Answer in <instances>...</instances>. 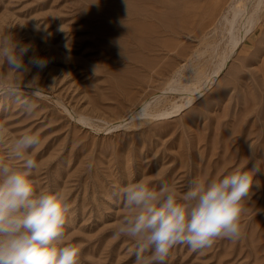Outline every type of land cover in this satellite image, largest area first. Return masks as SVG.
<instances>
[{"label":"rangeland","instance_id":"obj_1","mask_svg":"<svg viewBox=\"0 0 264 264\" xmlns=\"http://www.w3.org/2000/svg\"><path fill=\"white\" fill-rule=\"evenodd\" d=\"M243 1L254 2L0 0V36L11 31L48 60L26 75L0 64V161L22 168L9 150L39 134L24 159L37 162L35 191H61L70 203L62 244L79 250V264H137L135 240L113 235L126 214L114 194L126 185L166 182L180 198L193 178L250 168L249 144L264 167V24L249 48L245 37L231 48L242 18L229 22ZM37 74L33 96L27 81ZM257 179L241 239L196 251L176 244L165 264H264V174Z\"/></svg>","mask_w":264,"mask_h":264},{"label":"clouds","instance_id":"obj_2","mask_svg":"<svg viewBox=\"0 0 264 264\" xmlns=\"http://www.w3.org/2000/svg\"><path fill=\"white\" fill-rule=\"evenodd\" d=\"M33 27L47 31L48 25L37 22ZM59 30L64 31L63 25ZM47 63V58L36 55L31 43H22L11 31L0 36V64L10 71L26 75L30 66L43 69ZM27 86L33 96H39L38 74L27 81ZM137 117L141 122L149 119L147 105L138 109ZM5 129V123L0 122V142ZM39 143V134L34 132L17 138L7 159L22 160V168L0 161V264H79V250L62 244L70 203L61 191H35L31 177L37 162L24 159L25 153ZM248 147L253 157L250 168L206 182L193 178L180 198L175 187L166 182L153 188L140 180L117 191L114 195L122 200L126 214L114 237L135 240L137 264L142 260L144 264H165L176 244L196 251L212 247L218 239H241L243 201L254 186H259L257 177L264 174L262 161L254 158V147Z\"/></svg>","mask_w":264,"mask_h":264},{"label":"bare ground","instance_id":"obj_3","mask_svg":"<svg viewBox=\"0 0 264 264\" xmlns=\"http://www.w3.org/2000/svg\"><path fill=\"white\" fill-rule=\"evenodd\" d=\"M249 6L250 5L244 1H243V3L238 4L233 11L232 19L231 20L228 19V20H230L229 23L232 26L238 18H239V20H240V18H242L240 20V23L242 26L241 34L239 35V34L233 33V35L231 37V41H232L231 42V48L236 47V45L239 43V39L240 38L243 39V37H245L243 45L245 44L246 49L249 48V45L246 43V39H248V38L251 39L252 33L257 28H260L264 24L263 23V21H264V0H254V2L251 4L250 9H249ZM136 18H138V17H136ZM140 19H141V17H140ZM148 21H149V19H148ZM189 101H190V99H189ZM184 105H185V103L180 104V105H176L174 107V109L171 111H160L159 113L156 112V114L153 113V115H163V114L165 115V114H168V113H171L174 111H179Z\"/></svg>","mask_w":264,"mask_h":264}]
</instances>
